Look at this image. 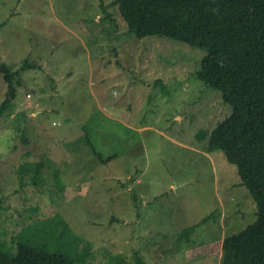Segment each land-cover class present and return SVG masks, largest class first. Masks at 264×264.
I'll use <instances>...</instances> for the list:
<instances>
[{
  "label": "rangeland",
  "instance_id": "rangeland-1",
  "mask_svg": "<svg viewBox=\"0 0 264 264\" xmlns=\"http://www.w3.org/2000/svg\"><path fill=\"white\" fill-rule=\"evenodd\" d=\"M113 1L0 0L2 61L38 65L0 113V232L63 219L92 242L87 264H238L231 236L257 207L237 167L196 137L231 110L194 76L206 52L137 38ZM5 84L0 74V105ZM28 161L46 181L18 189L12 170Z\"/></svg>",
  "mask_w": 264,
  "mask_h": 264
},
{
  "label": "trees",
  "instance_id": "trees-1",
  "mask_svg": "<svg viewBox=\"0 0 264 264\" xmlns=\"http://www.w3.org/2000/svg\"><path fill=\"white\" fill-rule=\"evenodd\" d=\"M111 4L118 6L129 33L137 38L157 36L205 50L194 76L217 91L231 110L215 128L209 132L201 128L196 137L206 141L208 152L223 151L256 203V220L231 236L238 264H264V0H114ZM37 67L25 59L14 70L0 55V74L8 87L0 113L16 96L20 72ZM156 82L165 86L162 80ZM92 151L107 161L94 147ZM42 166L41 161H28L12 170L18 189L45 182ZM215 216L183 229L179 238L193 234ZM29 229L35 242L22 238ZM3 235L0 232V264H87L93 256L92 242L75 235L63 219L26 225L9 239ZM55 240L65 252L46 247L47 241ZM114 258V263L125 262L123 256ZM138 262L144 264L141 257Z\"/></svg>",
  "mask_w": 264,
  "mask_h": 264
}]
</instances>
